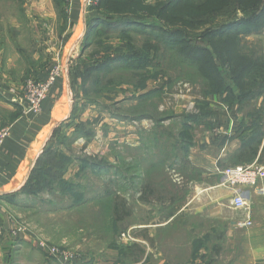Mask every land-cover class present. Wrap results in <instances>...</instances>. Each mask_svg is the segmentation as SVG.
<instances>
[{
	"label": "rangeland",
	"instance_id": "1",
	"mask_svg": "<svg viewBox=\"0 0 264 264\" xmlns=\"http://www.w3.org/2000/svg\"><path fill=\"white\" fill-rule=\"evenodd\" d=\"M157 1L161 0L147 3ZM92 2L0 0V71L15 78V89L23 88L29 80L43 81L57 60L64 65L67 60L59 55L62 38L69 36L74 43L69 49L73 51L72 58L67 62L68 73L74 75L72 112L63 122L62 135L55 137V142L62 141L61 152L69 160L63 183L73 185V189L63 193L54 187L50 192L46 186V182L58 184L60 179L55 156L48 166L53 175L40 179L42 190L35 195L21 194L31 210L21 207V212L14 210L12 215L17 228L35 232L36 253L42 257H50L41 248L46 244L72 254L74 264L105 257L113 253L112 249L127 248L139 256L147 252L154 259L153 255L161 254V224L170 218L174 208L187 203L190 180L200 177L191 170L184 151L187 148L180 140H189V128L199 125L198 120H193L196 114L205 122L206 114L202 112L207 110L206 98H226V94L214 93L213 85L196 68L181 63L175 53L161 47L155 55L147 56L144 70L121 64L105 70L107 74L103 71L85 75L92 64L113 58L118 48L128 51L121 38H106L96 32L84 48V23L82 29H74L78 37L71 35L76 24L70 23L69 16L76 22L85 17L86 27L87 16L95 14L87 11ZM131 36L133 46L142 51L145 36ZM239 37L240 53H255L264 61V29L259 35L240 33ZM217 66L221 72L228 70L218 62ZM43 72L41 80L37 76ZM259 77L264 78V69ZM233 90L234 96L239 94L238 89ZM49 94L50 91L47 97ZM10 95L24 105L26 112L23 95L18 91ZM255 98L244 110L243 103L234 105L245 115L261 117L264 92ZM196 133L200 135V130ZM94 144L95 151H91ZM107 210L113 214L108 215ZM175 225L171 221L166 239L188 240L184 226ZM189 249L193 253L200 247ZM42 262L38 264H45Z\"/></svg>",
	"mask_w": 264,
	"mask_h": 264
},
{
	"label": "crops",
	"instance_id": "2",
	"mask_svg": "<svg viewBox=\"0 0 264 264\" xmlns=\"http://www.w3.org/2000/svg\"><path fill=\"white\" fill-rule=\"evenodd\" d=\"M73 10L71 8V14ZM69 20L76 24L71 35L78 37L79 33L74 29H82L83 23L85 26V17L76 22L69 16ZM73 44L69 36L62 38L59 55L67 60L64 65L72 58L73 51L69 49ZM66 69L43 101L39 114L25 112L24 105L15 101L8 93L10 87L16 86L15 78L0 71V128L9 129V136L0 147V264L62 263L50 255L42 257L36 253L34 231L14 233L18 224L12 213L14 210L21 212V207L28 208L24 204L25 196L18 192L27 182L54 131L71 115L73 89ZM37 77L44 79V72ZM206 99L205 122L198 119L199 125L189 128V140H180L187 148L186 160L191 170L200 173V177L190 180L187 203L174 208L170 218L161 224V254L153 255L152 259L147 252L139 256L131 249L119 248L94 261L82 259L79 264H264V174L258 181L263 192L258 193L248 186L240 188L246 208L238 210L231 204L233 192L223 184V178L217 172V168L236 165L258 163L264 166V161L258 160L264 148V135L258 143L255 159L250 163H237L251 120L244 111L238 110L237 105L229 107L221 98ZM95 147V144L91 145L90 150L95 151ZM6 197L10 198L7 200ZM107 214L112 215L113 211L107 210ZM246 218L250 219L251 226L239 227L237 223ZM171 221L184 226L189 233L188 240L166 239ZM190 247L200 249H194L192 253Z\"/></svg>",
	"mask_w": 264,
	"mask_h": 264
},
{
	"label": "trees",
	"instance_id": "3",
	"mask_svg": "<svg viewBox=\"0 0 264 264\" xmlns=\"http://www.w3.org/2000/svg\"><path fill=\"white\" fill-rule=\"evenodd\" d=\"M87 11L95 14L86 18L84 48L88 47L92 33L96 32L106 38L113 35L121 38L127 43L128 51L124 53L122 48H118L119 51L113 58L92 64L85 75L103 71L107 74L105 70L121 64L128 69L144 70L147 56L155 55L161 47L166 52L175 53L181 63L196 68L204 80L213 85L214 93H225L226 98L221 99L229 107L243 103L244 110L247 103L264 92V78L259 77L260 71L264 69V61L255 53H240L239 37L240 33L247 36L262 32L264 0H161L153 4L147 3V0H94ZM238 14L242 16L237 18ZM154 20L161 24H156ZM131 33L145 36L146 45L141 48L142 51L133 46L134 38ZM151 51L155 53L151 55ZM217 62L227 66L228 70L221 72ZM69 76L73 87L74 75L70 72ZM234 88L239 90L236 96ZM238 110L243 111L240 107ZM203 112L202 114H207L206 109ZM245 116L251 123L247 129V140H243L245 144L237 155V163H250L255 159L258 143L264 135V115ZM195 119L198 120L199 115L194 116L193 120ZM62 126L64 124L54 131L18 194L35 195L42 190L40 179L51 173L48 166L55 156L58 158L56 169L60 179L58 184L48 181L46 186L51 189L50 192H53L54 187L63 193L73 189V185L63 183L62 176L69 160L61 152L62 141L55 142V137L63 133ZM258 160L264 161V148Z\"/></svg>",
	"mask_w": 264,
	"mask_h": 264
},
{
	"label": "built area",
	"instance_id": "4",
	"mask_svg": "<svg viewBox=\"0 0 264 264\" xmlns=\"http://www.w3.org/2000/svg\"><path fill=\"white\" fill-rule=\"evenodd\" d=\"M68 67L67 64H60L57 60V64L49 69L47 76L43 81L29 80L23 88L15 89L14 87H11L9 92L12 95H16L18 91L20 96L23 95L22 100H24L27 105L26 112L38 114L41 111V103L47 97L50 88L59 78H61L65 69H68ZM8 136L9 129L6 127L2 128L0 130V147L2 146L4 139ZM217 172L222 176L223 184L233 192L231 204L235 209L243 210L246 208L245 198L240 192L241 187H253L258 193L263 192V189L258 187V181L264 174V166L258 163L229 166L224 169L217 168ZM237 224L239 227H248L251 226L252 223L249 218H246ZM24 230L25 228L19 227L14 233L22 232ZM41 248L46 250L48 255L57 258L63 264H74L75 262L74 256L68 252H61L55 248L47 246L46 244H41Z\"/></svg>",
	"mask_w": 264,
	"mask_h": 264
}]
</instances>
